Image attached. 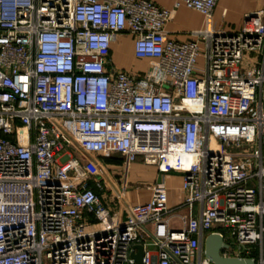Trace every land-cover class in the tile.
<instances>
[{
    "label": "built area",
    "instance_id": "1",
    "mask_svg": "<svg viewBox=\"0 0 264 264\" xmlns=\"http://www.w3.org/2000/svg\"><path fill=\"white\" fill-rule=\"evenodd\" d=\"M217 4L0 0V264H137L138 246L143 264H212V234L222 256L264 264V8L227 33ZM181 7L207 21L193 33L206 42L200 75L198 42L166 31ZM125 34L156 62L142 77L112 65ZM249 53L260 66H244ZM243 141L247 162L228 150ZM97 156L121 159L120 189ZM136 163L180 174L183 203L170 209L155 184L126 205ZM109 188L126 215L104 202Z\"/></svg>",
    "mask_w": 264,
    "mask_h": 264
},
{
    "label": "crops",
    "instance_id": "2",
    "mask_svg": "<svg viewBox=\"0 0 264 264\" xmlns=\"http://www.w3.org/2000/svg\"><path fill=\"white\" fill-rule=\"evenodd\" d=\"M160 7L166 9H172L176 0H152ZM264 8V0H218L217 7L213 13L212 23L214 29L218 31H225L227 33L237 32L241 29L244 16L247 13L254 12L256 10ZM207 28V21L205 17L193 10H189L186 7L179 8L174 19L167 24L166 31L168 38L177 42L196 41L199 44L202 52L198 59L197 74L200 75L202 68L199 63L204 59V53L206 51V42L193 33L198 31H204ZM205 61V59H204ZM263 61V57L257 53H249L245 57V67L260 66ZM112 65L120 70L130 72L135 70L139 73L141 70L147 68L151 61L138 60L134 55V37L130 34L120 35L117 40L112 44L111 54ZM95 158H99L98 156ZM100 159V158H99ZM102 159V158H101ZM111 159H121L118 156L109 159H102L108 161ZM122 163V162H121ZM132 173L137 174L135 181L142 180L146 184L145 189L137 188L138 198L131 201L130 205L144 204L151 200L152 187L155 184H164L168 190L169 196V208L175 209L185 200V192L182 190L183 177L177 173H171L163 175L157 172L154 167H148L141 163L131 165L130 174L128 177V191L129 186L132 183L130 175ZM119 177V176H118ZM120 178H118V181ZM118 185L120 186L119 182ZM125 198L126 205L128 193ZM142 192V193H141ZM116 191L107 190L104 196V202L111 206L113 209L121 211L123 215H126L124 208L119 205V202L115 199ZM104 193L101 194L103 196ZM129 206V205H128ZM182 215H187L188 212L182 210Z\"/></svg>",
    "mask_w": 264,
    "mask_h": 264
},
{
    "label": "rangeland",
    "instance_id": "3",
    "mask_svg": "<svg viewBox=\"0 0 264 264\" xmlns=\"http://www.w3.org/2000/svg\"><path fill=\"white\" fill-rule=\"evenodd\" d=\"M150 64H156V62L152 61V62H150ZM148 66H147V68H148ZM199 66H201L202 68L205 66L204 59H202L200 61ZM147 68L144 70H141L139 73H136L135 70H133V71H131V73L129 72V74H132V75L137 76V77H142L145 74V71L147 70ZM253 148L254 147L252 145H248L243 141L242 145L239 148L232 146L228 150L230 152H232V154H234V155H239V154L244 155V157H242V159L245 162H247V161H249V157H246V156L251 155L254 152ZM74 155L78 156L77 154H74ZM94 162L103 169V171L108 175V177L115 182V184L117 185V188L120 189V186L118 185V178L120 177V175H122V172H123L122 163L120 161L115 160V159H111L108 161H104L102 159H99V160H94ZM136 176H137V174H135V173H132L130 175V180L132 183L129 186V188H130L128 191L129 195H128V198L126 200V202L129 206H131L130 205L131 201H134L138 198L139 193L137 192L136 189L140 188L143 190V189H145V186H146V184L144 182H142V180L135 181ZM97 178H98V176H97ZM98 180H100V178H98ZM182 213H183L182 210L178 212V214H182ZM195 215L197 216V207L195 208ZM172 224L175 228L179 227V223L177 222L176 219L173 220ZM248 250H251L252 253H254L253 257L257 258V250L255 249V247H250V248H248Z\"/></svg>",
    "mask_w": 264,
    "mask_h": 264
},
{
    "label": "water",
    "instance_id": "4",
    "mask_svg": "<svg viewBox=\"0 0 264 264\" xmlns=\"http://www.w3.org/2000/svg\"><path fill=\"white\" fill-rule=\"evenodd\" d=\"M205 256L212 264H256L253 259H239L232 257H224L221 255V250L228 248L220 235L212 234L208 236L205 241ZM139 254L134 255L137 264H143V248L142 246L136 247Z\"/></svg>",
    "mask_w": 264,
    "mask_h": 264
},
{
    "label": "trees",
    "instance_id": "5",
    "mask_svg": "<svg viewBox=\"0 0 264 264\" xmlns=\"http://www.w3.org/2000/svg\"><path fill=\"white\" fill-rule=\"evenodd\" d=\"M115 160H117V159H115ZM117 161H120V160H117ZM121 162V161H120Z\"/></svg>",
    "mask_w": 264,
    "mask_h": 264
}]
</instances>
